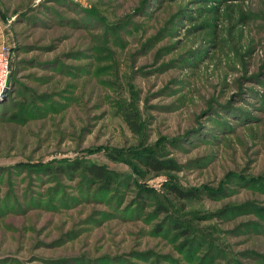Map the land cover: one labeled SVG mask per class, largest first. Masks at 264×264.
Listing matches in <instances>:
<instances>
[{"label":"rangeland","instance_id":"rangeland-1","mask_svg":"<svg viewBox=\"0 0 264 264\" xmlns=\"http://www.w3.org/2000/svg\"><path fill=\"white\" fill-rule=\"evenodd\" d=\"M3 45L0 264H264V0H0Z\"/></svg>","mask_w":264,"mask_h":264},{"label":"trees","instance_id":"trees-1","mask_svg":"<svg viewBox=\"0 0 264 264\" xmlns=\"http://www.w3.org/2000/svg\"><path fill=\"white\" fill-rule=\"evenodd\" d=\"M126 120L131 127H136L134 120L130 118V116H126ZM140 159L141 163L148 170H157L165 167H174L173 162H171L170 160L163 161L161 159L153 158V156L151 155H142ZM69 166L72 169L80 168L84 176L92 183V185L98 184L99 186L108 187L113 182L111 175L106 170L103 164L96 162L82 164L80 162H76ZM65 170L68 172L70 171L68 169ZM167 186L169 188L168 190L177 198H190L195 195L193 189L191 188L184 189L174 184H169Z\"/></svg>","mask_w":264,"mask_h":264},{"label":"built area","instance_id":"built-area-1","mask_svg":"<svg viewBox=\"0 0 264 264\" xmlns=\"http://www.w3.org/2000/svg\"><path fill=\"white\" fill-rule=\"evenodd\" d=\"M9 74H10V62L9 53L6 45L2 46V51H0V95L2 94L4 88L9 86Z\"/></svg>","mask_w":264,"mask_h":264},{"label":"water","instance_id":"water-1","mask_svg":"<svg viewBox=\"0 0 264 264\" xmlns=\"http://www.w3.org/2000/svg\"><path fill=\"white\" fill-rule=\"evenodd\" d=\"M7 89H8V85L4 88V90H3L1 95H3L7 91Z\"/></svg>","mask_w":264,"mask_h":264}]
</instances>
